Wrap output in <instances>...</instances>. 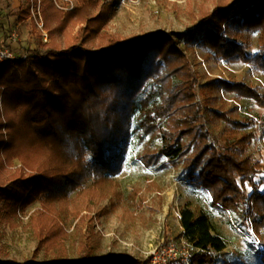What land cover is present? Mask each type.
<instances>
[{"label":"trees","instance_id":"obj_1","mask_svg":"<svg viewBox=\"0 0 264 264\" xmlns=\"http://www.w3.org/2000/svg\"><path fill=\"white\" fill-rule=\"evenodd\" d=\"M114 1L76 0L77 8L62 12L55 1L39 0L48 43L42 44L43 51H28L23 59L0 65V174L13 160L21 165L6 189L0 182V201L14 213L39 202L44 210L34 225L39 241L44 236V243L56 242L60 234L55 204L67 209L77 201L68 199L71 194L102 186L120 172V151L139 112L137 128L160 142L156 154L147 150L142 155L143 163L156 164L164 157L181 166L191 182L210 193L214 206H244L251 229L264 232V163L248 154L255 133L245 131L257 123L234 117L236 109L208 108L212 94L222 92L264 109V92L223 80L197 90V75L164 33L128 40L100 33ZM29 15L27 8L19 19ZM196 33L212 60L242 62L264 72V0L219 3L188 32ZM254 33L257 53L252 55ZM88 44H95L96 51ZM149 84L153 87L146 91ZM208 113L225 124L219 145L210 142L205 128ZM260 128L264 134L263 125ZM25 170L31 173L25 176ZM245 184L252 188L249 195ZM179 217L180 239L192 248L187 264H212L213 254L221 253L227 242L210 216L186 202ZM261 258L264 261V251ZM134 263L126 257L44 264Z\"/></svg>","mask_w":264,"mask_h":264},{"label":"rangeland","instance_id":"obj_2","mask_svg":"<svg viewBox=\"0 0 264 264\" xmlns=\"http://www.w3.org/2000/svg\"><path fill=\"white\" fill-rule=\"evenodd\" d=\"M53 1L62 12L79 6L76 0ZM107 1L99 0L100 4ZM244 1L116 0L100 33L117 36L120 40L164 33L170 36L197 75V90L208 82L223 80L246 83L264 92V72L253 70L242 62L214 61L201 43V34H188L202 15L210 13L217 4L233 5ZM27 8L29 17L20 20L21 13ZM0 35L6 39L15 36V47H10L15 60L26 57L28 51H43L42 44L48 43L49 39L43 28L39 0L37 5L31 4L30 0H0ZM87 47L96 51L95 44ZM250 52L252 55L257 53L256 33L252 34ZM152 87L149 84L146 91ZM153 101L159 103L158 97ZM208 108L216 112L236 109L234 117L255 121L256 127L245 129L247 133H255L248 154L264 163V134L260 128L264 127V109L250 100L236 99L232 94L222 92L212 94ZM138 115L136 112L129 139L120 151V172L102 186L90 185L79 196L76 192L71 194L68 199L77 201L67 209L55 204L60 234L56 242L47 240L44 243V236L41 237L42 243L39 241L34 228L36 218L44 211L39 202L14 213L8 204L0 201V263L31 261L44 264L82 258L99 261L130 257L134 264H187L192 248L180 239L179 210L189 202L195 210H203L210 216L216 231L227 242L221 253L213 254L212 264H264L261 258L264 232L256 233L251 229L244 219V206L237 210L214 206L209 192L191 182L181 166L171 164L164 157L156 164L142 162L141 157L147 150L156 154L160 142L137 128ZM204 125L210 132V142L219 145L225 124L208 113ZM20 168V163L13 160L1 172L3 190L14 180L12 175ZM30 173L24 171L25 176ZM243 188L246 195L251 194V186L245 184ZM263 188L261 186L260 190ZM45 237L48 239L47 235Z\"/></svg>","mask_w":264,"mask_h":264},{"label":"built area","instance_id":"obj_3","mask_svg":"<svg viewBox=\"0 0 264 264\" xmlns=\"http://www.w3.org/2000/svg\"><path fill=\"white\" fill-rule=\"evenodd\" d=\"M44 40L46 41V38ZM14 42H16V38L15 36H11L9 37L8 43L6 45H0V65L6 61L15 60L14 52L10 49Z\"/></svg>","mask_w":264,"mask_h":264},{"label":"crops","instance_id":"obj_4","mask_svg":"<svg viewBox=\"0 0 264 264\" xmlns=\"http://www.w3.org/2000/svg\"><path fill=\"white\" fill-rule=\"evenodd\" d=\"M2 40V41H1ZM8 43V39H6V38H4V37H2L1 35H0V45H6ZM13 47H15V44H12L11 45V48H13Z\"/></svg>","mask_w":264,"mask_h":264},{"label":"snow or ice","instance_id":"obj_5","mask_svg":"<svg viewBox=\"0 0 264 264\" xmlns=\"http://www.w3.org/2000/svg\"><path fill=\"white\" fill-rule=\"evenodd\" d=\"M245 239H247V237H245Z\"/></svg>","mask_w":264,"mask_h":264}]
</instances>
